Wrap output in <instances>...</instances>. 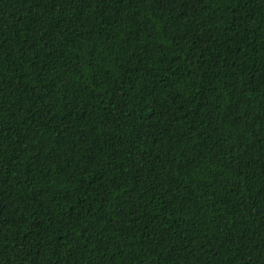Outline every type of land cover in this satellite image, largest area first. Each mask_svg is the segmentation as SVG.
Returning <instances> with one entry per match:
<instances>
[{
    "label": "trees",
    "instance_id": "trees-1",
    "mask_svg": "<svg viewBox=\"0 0 264 264\" xmlns=\"http://www.w3.org/2000/svg\"><path fill=\"white\" fill-rule=\"evenodd\" d=\"M0 264H264V0H0Z\"/></svg>",
    "mask_w": 264,
    "mask_h": 264
}]
</instances>
